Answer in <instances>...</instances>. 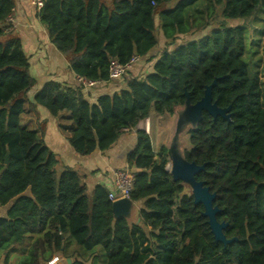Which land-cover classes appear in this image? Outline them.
Instances as JSON below:
<instances>
[{"label": "trees", "instance_id": "16d2710c", "mask_svg": "<svg viewBox=\"0 0 264 264\" xmlns=\"http://www.w3.org/2000/svg\"><path fill=\"white\" fill-rule=\"evenodd\" d=\"M43 2L39 18L52 44L86 81H114L113 60L126 65L139 56L144 62L159 47V31L166 47L151 72L129 71L121 79L129 76L125 88L95 103L83 85L54 81L29 102L37 84L30 58L7 26L15 0H0V207L7 208L0 217V264H45L70 243L93 254L101 249L105 264H264V88L259 73H249L246 30L226 24L264 11V0ZM219 19L201 39L168 49ZM214 80L213 102L231 108L230 120L205 112L197 130L188 133L191 148L185 154L204 166L196 179L216 194V219L227 224L225 237L237 239L227 247L215 242L189 187L173 180L167 146L157 154L145 130L136 131V146L127 156L134 176L130 200L140 205L137 225L114 217L106 187L90 193L73 169L58 173L57 156L21 123L28 102L32 109L42 106L70 133L74 151L91 157L152 115H174L185 93L196 104Z\"/></svg>", "mask_w": 264, "mask_h": 264}, {"label": "crops", "instance_id": "0c3cea01", "mask_svg": "<svg viewBox=\"0 0 264 264\" xmlns=\"http://www.w3.org/2000/svg\"><path fill=\"white\" fill-rule=\"evenodd\" d=\"M15 4L13 30L22 40L24 51L30 58L31 75L37 83L28 93V101L33 102L36 93L50 81L69 86H79L80 83L77 80V76L70 70L65 57L52 44L45 26L40 21L39 13L31 5L30 0H15ZM135 70L137 71V67L134 68ZM126 79L110 83H98L91 88H84V93L91 103H95L99 96L113 94L125 88ZM29 102L27 103V111L22 116V119L31 127L42 129L41 137L47 147L58 158V173L59 170L62 173L67 168L73 169L77 173V170H79L83 174L82 181L90 193L98 185L106 187L111 192L114 189V172L122 168H128L127 156L136 146V131L144 130V128L126 131L108 151H96L91 157H81L68 142L70 133L60 129V119L53 117L42 106H36L35 109H32ZM139 210L140 205L133 203L131 216L127 218L137 225L140 223L138 218ZM6 213L7 208L0 207V217H5ZM74 253L77 255H74ZM104 256V252L99 248L93 254L80 250L75 244L70 243L64 253L54 255L53 259L45 264H66L67 260H71L69 264H81L83 262L101 264ZM15 259L16 257L13 255L11 261Z\"/></svg>", "mask_w": 264, "mask_h": 264}, {"label": "water", "instance_id": "95a60500", "mask_svg": "<svg viewBox=\"0 0 264 264\" xmlns=\"http://www.w3.org/2000/svg\"><path fill=\"white\" fill-rule=\"evenodd\" d=\"M217 80L207 86L203 98L196 104H192L190 97L185 93L186 101L182 107L175 108L177 116L176 129L171 143L167 147L170 164L168 171L174 181H180L189 187L195 205H203L204 217L208 218L209 228L213 234L216 243H222L225 247L237 241V239H227L224 235V230L227 227L226 223H219L216 219L219 213L218 207L214 206L216 194L211 193L210 189L205 186L204 182L198 181L196 176L204 170V166H199L194 162H189L186 158L185 151L190 150V140L184 139L191 130H197L202 122L203 114L208 113L214 120L222 118L230 120V107L219 108L216 102H213L212 88L216 85ZM9 153L7 154L6 162L8 161ZM119 194V191H117ZM113 214L116 219L130 218L133 210V202L129 199H122L113 203ZM71 263V260H67Z\"/></svg>", "mask_w": 264, "mask_h": 264}, {"label": "rangeland", "instance_id": "374dc122", "mask_svg": "<svg viewBox=\"0 0 264 264\" xmlns=\"http://www.w3.org/2000/svg\"><path fill=\"white\" fill-rule=\"evenodd\" d=\"M219 22H221V19L216 21L212 26H210L207 30L203 32H196L191 36H181L177 40V42L174 45L169 46L168 49L172 50L177 46L184 45L193 40L201 39L202 37L206 36L211 30L217 28L219 26ZM226 24L228 26L240 25L246 30V61L249 66V73L251 77H254L256 75V72H258L264 88V11H260L258 14H256L249 20L227 21ZM158 37L160 41L159 47L148 58H146L144 62L139 63L137 65V71L133 70V73L141 76L151 72V65L153 64V62H155V60L160 56L162 50L166 47L165 39L161 35L160 31L158 32ZM126 77L128 78V75ZM176 121V114H167L164 116L154 114L147 120L141 121L138 124L137 128H144V130L145 128H148V134L151 136L154 149L158 154L162 146L168 147L171 143L176 129ZM21 123L23 126H28L29 130L36 131L41 136V128L31 127L30 125L26 124L25 120L23 119ZM63 123L65 125L69 124L66 121H64ZM184 139H189V135H185ZM60 171L61 170H59V173ZM77 171L82 177L83 174H81L79 170ZM103 258L104 260L103 263L101 262V264H105L106 262L105 256ZM81 264H90V262H83Z\"/></svg>", "mask_w": 264, "mask_h": 264}, {"label": "built area", "instance_id": "2783aa9c", "mask_svg": "<svg viewBox=\"0 0 264 264\" xmlns=\"http://www.w3.org/2000/svg\"><path fill=\"white\" fill-rule=\"evenodd\" d=\"M30 3L38 13L41 11L44 5L43 0H30ZM14 23L15 17L12 13L7 19V26H9L10 28L12 27L13 29ZM139 63H141V58L139 56H133L126 65H122L118 61L113 60L110 64V78L114 81L121 80L129 71L133 70ZM77 80L81 85L84 86L85 89L91 88L98 84V82L86 81L79 77H77ZM145 131L148 132V128H145ZM133 183L134 176L129 168H122L117 170L116 172H114V189L110 192L109 199L112 202H116L122 199L130 200V194L132 191ZM117 191H119V194H117Z\"/></svg>", "mask_w": 264, "mask_h": 264}]
</instances>
